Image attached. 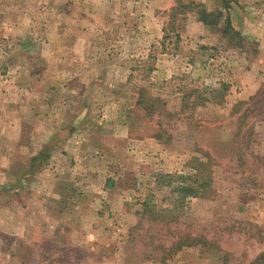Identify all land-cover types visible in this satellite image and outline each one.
<instances>
[{"label":"rangeland","instance_id":"1","mask_svg":"<svg viewBox=\"0 0 264 264\" xmlns=\"http://www.w3.org/2000/svg\"><path fill=\"white\" fill-rule=\"evenodd\" d=\"M184 1L227 6L243 47L173 0H0V264L264 253V0ZM191 174L203 196L172 187Z\"/></svg>","mask_w":264,"mask_h":264},{"label":"trees","instance_id":"2","mask_svg":"<svg viewBox=\"0 0 264 264\" xmlns=\"http://www.w3.org/2000/svg\"><path fill=\"white\" fill-rule=\"evenodd\" d=\"M174 5L170 8L169 15H171L172 19L177 16H181L187 13H192L195 16V19L197 22L201 23L203 26L215 29L219 32L221 40H224L227 45L231 48H242L243 47V38L241 37L240 33L235 31L233 27L231 26L230 17L228 14V7L224 6L221 9H214V10H207L204 4L202 3H195V2H186L184 0H173ZM174 32V37H178V32ZM168 36H164V39H166ZM227 92V86L225 84H221L219 88L217 89H193L190 90V94L188 96H194L193 99V105L195 106H202L206 101L214 102V104H220L222 100L224 99V96ZM186 95V97H188ZM149 97L146 99L143 98V94H139V99L137 100V105L140 106L146 113L148 112L149 115L153 113L152 105L153 102L147 103ZM183 100V98H182ZM237 106H241L240 104L236 105L234 108H237ZM238 111V110H236ZM250 113L249 108L243 110L240 112V115L237 116V121L241 122L246 117L247 114ZM167 178H170L169 175H166ZM178 179H182V184H179L177 186H172L173 183L171 181H168L166 183L167 186H172L176 189L177 192L183 193V197H190V198H198L200 196H203L204 194H201L202 192L206 191L209 182L203 181L201 183L199 182V178H197V175L191 174L187 176H177ZM177 181V180H176ZM149 206L147 202L143 204V212H149V214L154 213L152 211V206ZM152 216H157V214H152ZM131 230V229H130ZM129 230V234H131V231ZM193 240H196L192 238L191 242L188 244H185V240H180L179 242H176L173 247V251L176 249H180L184 246H192L194 243ZM264 262V253L260 254L258 257L254 259V262L252 264H261Z\"/></svg>","mask_w":264,"mask_h":264}]
</instances>
